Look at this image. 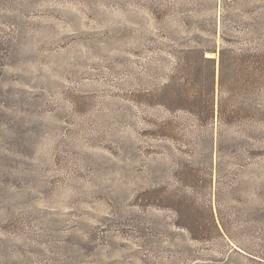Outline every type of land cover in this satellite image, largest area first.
Returning <instances> with one entry per match:
<instances>
[{
	"label": "rangeland",
	"instance_id": "obj_1",
	"mask_svg": "<svg viewBox=\"0 0 264 264\" xmlns=\"http://www.w3.org/2000/svg\"><path fill=\"white\" fill-rule=\"evenodd\" d=\"M212 17L237 53L264 49V0H0V264H264V90L222 125L220 173L219 121L210 172V138L174 149L148 96ZM193 158L212 184L186 211L212 207L209 240L168 202Z\"/></svg>",
	"mask_w": 264,
	"mask_h": 264
},
{
	"label": "trees",
	"instance_id": "obj_2",
	"mask_svg": "<svg viewBox=\"0 0 264 264\" xmlns=\"http://www.w3.org/2000/svg\"><path fill=\"white\" fill-rule=\"evenodd\" d=\"M222 17L225 28L229 25V19L226 15ZM211 21L214 27L209 32L199 27L194 37H180L182 48L178 53L171 51L176 65L169 79L159 90L149 93L148 96L154 105L162 107L168 115L156 125V131L173 142L174 149L196 156L200 153L201 144L210 138L212 156L206 161L208 171L214 165L215 125L219 121L216 168L220 173L227 168L223 151L226 146L220 142L223 136L222 125L237 124L238 120L244 122V118L254 116L256 110L250 104L253 89L264 90V49H254L247 45L237 53L229 45L232 42L226 37V32H219L217 19L212 17ZM225 87L229 88L230 97H224ZM238 98L240 99L237 100ZM260 114L264 116V108ZM176 142L178 147L175 146ZM193 160L194 158L181 160L179 180L184 188L180 196L168 197V202L169 206L180 213L179 226L193 232L195 239L209 240L213 233L223 235L212 207L206 216H193L186 211L193 205L197 206L195 197L190 194L191 190L212 184L211 174L208 173L209 176L202 179ZM201 170L208 172L202 167ZM220 182L219 177V187Z\"/></svg>",
	"mask_w": 264,
	"mask_h": 264
}]
</instances>
